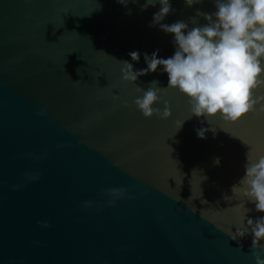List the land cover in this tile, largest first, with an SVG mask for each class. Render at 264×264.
<instances>
[{"label": "water", "instance_id": "1", "mask_svg": "<svg viewBox=\"0 0 264 264\" xmlns=\"http://www.w3.org/2000/svg\"><path fill=\"white\" fill-rule=\"evenodd\" d=\"M170 3L162 23L189 28L208 23L198 10H216L214 0ZM144 4L0 0V264H256L254 251L264 258L251 235L233 239L247 227L244 214L264 213L232 191L247 154L264 155V101L233 124L192 115L188 98L167 89L169 118L146 119L136 86L155 80L166 88L168 76L161 66L125 82L120 62L143 69L144 53L166 59L175 46L172 34L149 27L160 4ZM121 188L125 196L109 194Z\"/></svg>", "mask_w": 264, "mask_h": 264}, {"label": "clouds", "instance_id": "2", "mask_svg": "<svg viewBox=\"0 0 264 264\" xmlns=\"http://www.w3.org/2000/svg\"><path fill=\"white\" fill-rule=\"evenodd\" d=\"M125 7L129 0H118ZM135 2V0H133ZM203 0H185L186 6L192 7ZM159 3L160 9L153 14L149 27L159 25L165 33L174 36L175 52L169 58H159V50L151 55L144 53L146 68L136 70L132 63L122 61V79L135 84L141 76L156 73L158 69L168 76V86L159 87V81H152L145 90L136 86L142 93L134 100L137 109L146 119L154 115L167 119L171 108L161 93L167 89H178L191 106V113L196 117H216L225 122L239 123L246 114L257 111L256 105L264 101V96L256 92L264 89V0H214L215 11L204 13L197 11L208 23L189 28L183 21L172 24L162 23L172 13L170 0H145L142 10ZM197 23L196 18H192ZM133 61L139 62L140 53H129ZM157 85V87H152ZM163 102V111L154 105ZM264 112V105L259 109ZM183 122L180 123V127ZM207 129L197 130L198 137L206 139ZM216 163H219L217 159ZM38 179L36 175L31 177ZM114 198L125 196L126 190L109 189ZM233 193H240L255 205V210L264 213V155L251 157L247 154L245 174ZM92 202L86 201L85 207ZM245 207V206H244ZM246 211L250 209L245 208ZM247 219L246 228H238L233 239L252 236V248H264V216L255 220ZM43 227H50L48 222H40ZM256 264H264L259 251H254Z\"/></svg>", "mask_w": 264, "mask_h": 264}]
</instances>
